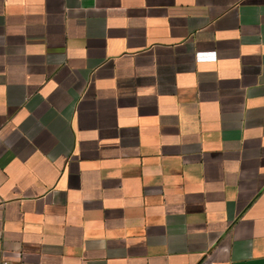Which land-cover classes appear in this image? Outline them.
<instances>
[{
	"label": "crops",
	"instance_id": "obj_1",
	"mask_svg": "<svg viewBox=\"0 0 264 264\" xmlns=\"http://www.w3.org/2000/svg\"><path fill=\"white\" fill-rule=\"evenodd\" d=\"M3 262L264 264V0H0Z\"/></svg>",
	"mask_w": 264,
	"mask_h": 264
},
{
	"label": "built area",
	"instance_id": "obj_2",
	"mask_svg": "<svg viewBox=\"0 0 264 264\" xmlns=\"http://www.w3.org/2000/svg\"><path fill=\"white\" fill-rule=\"evenodd\" d=\"M197 57H198V58H201V53H198V54H197ZM3 264H6V262H3Z\"/></svg>",
	"mask_w": 264,
	"mask_h": 264
}]
</instances>
